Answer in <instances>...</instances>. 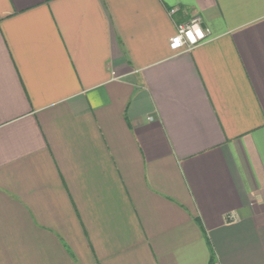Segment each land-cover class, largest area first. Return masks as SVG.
<instances>
[{
    "label": "crops",
    "instance_id": "1",
    "mask_svg": "<svg viewBox=\"0 0 264 264\" xmlns=\"http://www.w3.org/2000/svg\"><path fill=\"white\" fill-rule=\"evenodd\" d=\"M0 264H264V0H0Z\"/></svg>",
    "mask_w": 264,
    "mask_h": 264
},
{
    "label": "built area",
    "instance_id": "2",
    "mask_svg": "<svg viewBox=\"0 0 264 264\" xmlns=\"http://www.w3.org/2000/svg\"><path fill=\"white\" fill-rule=\"evenodd\" d=\"M207 36L208 31L203 27L201 17L194 15L187 22L177 25L168 46L169 49L175 52L188 51L206 41Z\"/></svg>",
    "mask_w": 264,
    "mask_h": 264
}]
</instances>
